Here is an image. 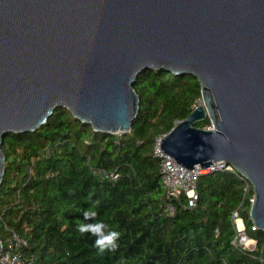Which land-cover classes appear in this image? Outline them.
Instances as JSON below:
<instances>
[{
    "label": "water",
    "instance_id": "water-1",
    "mask_svg": "<svg viewBox=\"0 0 264 264\" xmlns=\"http://www.w3.org/2000/svg\"><path fill=\"white\" fill-rule=\"evenodd\" d=\"M147 69L201 85L161 151L188 170L233 166L264 232V0H0V189L3 138L37 131L58 108L95 132H130ZM206 119L211 129L196 127Z\"/></svg>",
    "mask_w": 264,
    "mask_h": 264
},
{
    "label": "trees",
    "instance_id": "trees-1",
    "mask_svg": "<svg viewBox=\"0 0 264 264\" xmlns=\"http://www.w3.org/2000/svg\"><path fill=\"white\" fill-rule=\"evenodd\" d=\"M133 86L140 112L128 133L95 132L58 108L37 131L3 138L0 238L7 236L4 222L28 238L26 256L32 264H264V232L255 230L250 219L253 190L246 193L235 174L202 175L197 207L189 208L182 195L171 202L175 215L166 212L170 201L154 144L194 111L202 98L198 79L147 69ZM210 125L206 119L196 127ZM47 148L51 156L37 159ZM18 194L20 206L15 205ZM97 201V219L121 233L118 248L103 255L93 246L95 237L81 235L76 223ZM236 210L248 236L257 241L255 252L232 246Z\"/></svg>",
    "mask_w": 264,
    "mask_h": 264
},
{
    "label": "built area",
    "instance_id": "built-area-1",
    "mask_svg": "<svg viewBox=\"0 0 264 264\" xmlns=\"http://www.w3.org/2000/svg\"><path fill=\"white\" fill-rule=\"evenodd\" d=\"M211 125L206 129H211ZM119 133L117 135H121ZM164 136L157 137L153 154L160 160L161 174H162V183L166 191L167 199L170 203L166 207V212L170 216H174L176 211L171 203L172 201L179 200L182 195H185L188 200L189 208H196L199 201L198 194V181L199 178L204 175L202 172L207 171L206 174H213L219 171H226L232 174H235L240 180L245 184V192L252 189L250 182L240 174L233 166L227 165L224 162L214 163L209 168H200L196 166L193 170H188L181 165H179L171 156L163 153L161 151V142L163 141ZM51 156L50 148H47L43 155L39 158H49ZM36 159H33L29 168V174H33V165ZM101 174L107 178L116 179L117 175L114 173L101 172ZM15 205L20 206L21 197L16 195ZM254 201V196L250 200L251 205ZM2 220V219H1ZM3 221V220H2ZM231 221L235 227V237L232 241V246L243 252H255L257 250V241L250 238L246 231V225L244 219L241 217L239 210H236L232 216ZM4 228L7 231V236L2 239V253L0 256V264H32L33 260H29L26 256L27 249L30 247L29 239L21 235L14 228L9 227L6 222H4ZM28 231V230H26Z\"/></svg>",
    "mask_w": 264,
    "mask_h": 264
},
{
    "label": "clouds",
    "instance_id": "clouds-1",
    "mask_svg": "<svg viewBox=\"0 0 264 264\" xmlns=\"http://www.w3.org/2000/svg\"><path fill=\"white\" fill-rule=\"evenodd\" d=\"M98 201L87 209L83 210V221H77V231L81 235L91 234L95 237L93 246L97 249L98 254L115 251L118 248V241L121 233L109 227L103 220L97 219L98 212L96 207ZM85 221H92L85 223Z\"/></svg>",
    "mask_w": 264,
    "mask_h": 264
},
{
    "label": "rangeland",
    "instance_id": "rangeland-1",
    "mask_svg": "<svg viewBox=\"0 0 264 264\" xmlns=\"http://www.w3.org/2000/svg\"><path fill=\"white\" fill-rule=\"evenodd\" d=\"M198 104V103H197ZM207 173V171L206 170H204L203 172H202V174H206ZM255 229V228H254ZM256 230V229H255ZM4 234L3 235H7V231L6 230H4V232H3Z\"/></svg>",
    "mask_w": 264,
    "mask_h": 264
},
{
    "label": "bare ground",
    "instance_id": "bare-ground-1",
    "mask_svg": "<svg viewBox=\"0 0 264 264\" xmlns=\"http://www.w3.org/2000/svg\"><path fill=\"white\" fill-rule=\"evenodd\" d=\"M200 105H203V102H200Z\"/></svg>",
    "mask_w": 264,
    "mask_h": 264
}]
</instances>
